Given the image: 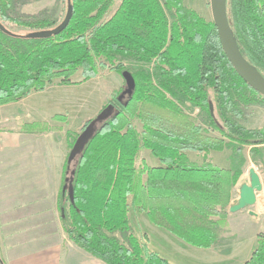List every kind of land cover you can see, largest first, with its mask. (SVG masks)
<instances>
[{"label":"trees","instance_id":"trees-1","mask_svg":"<svg viewBox=\"0 0 264 264\" xmlns=\"http://www.w3.org/2000/svg\"><path fill=\"white\" fill-rule=\"evenodd\" d=\"M31 1L0 0V106L45 91L56 79L66 86L87 82L103 68L122 77L129 71L136 84L132 93L115 92L108 103L114 113L82 147L70 182L73 200L65 170L59 208L67 236L108 264H173L151 249L145 234H134L133 207L193 246L216 245L244 166L250 160L264 170V127L242 123L247 108L264 105V97L230 63L215 23L185 0H121L107 20L113 0H69V25L40 38L33 34L63 21L22 13ZM229 6L243 57L264 72V0H229ZM80 69L82 79L73 81ZM188 103L198 114L186 110ZM93 121L69 132L70 148ZM53 129L22 125L29 132ZM144 149L161 165L139 163ZM226 149L230 169L211 161L213 151ZM188 151L202 154L203 164ZM244 264H264V232Z\"/></svg>","mask_w":264,"mask_h":264},{"label":"crops","instance_id":"crops-1","mask_svg":"<svg viewBox=\"0 0 264 264\" xmlns=\"http://www.w3.org/2000/svg\"><path fill=\"white\" fill-rule=\"evenodd\" d=\"M47 89L0 106V257L5 264H108L73 242L64 230L59 198L65 170L69 182L78 159L69 162L73 148L68 135L79 128L80 121L72 114L73 108L65 113L62 103L48 101ZM33 122L58 129L22 130L23 123ZM187 153L192 162L203 164L202 154ZM230 155V150L213 151L211 161L230 169ZM145 161L149 166L161 165L151 152L145 153ZM253 165L247 167L249 176ZM259 198L257 193L255 208L231 212L239 197L233 199L222 238L210 248L186 243L154 225L137 208L130 207L129 219L134 234H146L151 249L173 264H244L257 246V233L264 223V196L260 203Z\"/></svg>","mask_w":264,"mask_h":264},{"label":"rangeland","instance_id":"rangeland-1","mask_svg":"<svg viewBox=\"0 0 264 264\" xmlns=\"http://www.w3.org/2000/svg\"><path fill=\"white\" fill-rule=\"evenodd\" d=\"M120 2L121 0H113L112 7L110 8L109 13L105 16L106 20L109 19L115 13L118 6L120 5ZM184 4L196 9L199 13H201L208 20L213 21L211 0H185ZM68 5H69V0H32L30 3L23 5L20 8V10L22 13L29 14V15L47 13L53 16V18L57 21V24H60L62 21H64L66 17V14L68 12ZM229 9H230V6H229ZM6 23L15 31H20L16 27V25L11 24L10 22H6ZM126 65L130 67L131 62H126ZM81 79H82V69H80L72 77L73 81H80ZM59 82H60V79H56L54 83L48 87L47 89L49 91L47 93L48 101L56 100L58 105H61L62 103L63 107H65L64 108L65 113H69L66 110L67 108L69 109L73 108L72 114L78 117V120L80 121V126H79L80 129H82L83 125L86 124L89 120L95 118V121H93L95 123H93L91 126V133H94L96 128H98V126L102 123L104 117H106L110 112L114 113L111 105L108 103L113 98V95L115 94V92L121 90L122 88L127 89L124 83L123 77L120 74L113 72L107 68L101 69L99 75L96 78L91 79L81 84H74V85L66 86V85H61ZM43 98H45V96H43ZM64 109L62 110L63 112H64ZM186 110L188 112L193 113L194 115L198 114L199 112L198 108L191 107L189 103L186 106ZM245 115H246V119L243 120L242 123L246 127L252 128V129L264 127V105L263 104L249 106L246 110ZM133 122L139 128V130H142V124L140 120H138L137 118H133ZM212 135L218 136V133H212ZM146 152L149 153L151 151L148 149H144L139 156V163L146 162L145 161ZM245 152H247V155H249L248 148L246 149ZM252 163L253 162L251 161L250 163V160H249L247 164L244 166V173L239 179L237 186L234 188L233 199L235 197L238 198L240 196V189L243 184L250 183L251 179L247 171V167L252 165ZM253 167L257 170L259 174H261L262 179H263V190L258 192L260 196L259 198V203H260V201L263 200V196H264V170H263V167L257 166L255 164L253 165ZM233 199L231 200V202L233 201ZM255 206L256 205L250 208H255ZM228 207H227V211H228ZM245 217L248 218L249 216L245 215ZM258 222H263V220L261 221L259 220ZM258 222L254 224L256 227V232L260 226ZM260 228H261L260 232L257 233V239H258L259 233L264 232V223L262 224Z\"/></svg>","mask_w":264,"mask_h":264},{"label":"water","instance_id":"water-1","mask_svg":"<svg viewBox=\"0 0 264 264\" xmlns=\"http://www.w3.org/2000/svg\"><path fill=\"white\" fill-rule=\"evenodd\" d=\"M211 8L213 15V22L216 25L218 36L222 44L223 50L229 59L232 66L235 68L237 73L243 80L253 88L258 94L264 97V72H260L253 65L246 61L243 57L233 34L232 21L229 9V0H211ZM73 15V7H69L68 12L64 21L53 30L39 31L33 35L36 37H50L54 34L62 32L70 23ZM123 78L127 83L126 93H132L135 88V79L131 72L125 71L123 73ZM113 112L114 108L111 105ZM113 113L110 112L106 117L111 116ZM95 122H92L87 129L79 136L77 139L69 157V162L76 159L82 147L85 145L89 137L93 134L91 133V126ZM74 174V173H73ZM73 179V178H72ZM72 179L70 182H72ZM250 183H245L240 189L239 201L237 204L231 206V212H237L242 209H246L254 206L257 203V193L263 190V182L258 172L255 169L250 170ZM70 183V196L72 200L74 199L73 186Z\"/></svg>","mask_w":264,"mask_h":264}]
</instances>
